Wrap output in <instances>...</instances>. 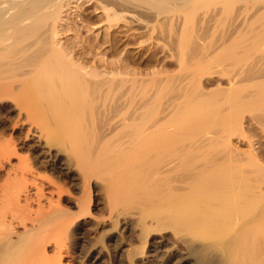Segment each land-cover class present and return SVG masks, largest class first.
I'll return each mask as SVG.
<instances>
[{"label":"bare ground","instance_id":"1","mask_svg":"<svg viewBox=\"0 0 264 264\" xmlns=\"http://www.w3.org/2000/svg\"><path fill=\"white\" fill-rule=\"evenodd\" d=\"M91 1L103 4L109 27L130 15L154 41L94 61L86 54L96 46L60 42L72 0H0V115L18 117L14 137L23 131L24 142L48 149L68 144L65 156L50 153L46 169L77 178V214H88L89 188L100 178L110 211L120 201L139 206L140 239L166 227L180 236L179 264H264V0ZM118 42L107 39L108 49L118 54ZM214 65L218 77L202 80ZM208 124L220 129L195 139ZM113 133L121 146L114 151ZM12 138L0 146V264H61V237L75 214L59 207V184L32 171L38 159L10 163ZM159 235L138 262L154 264L168 244Z\"/></svg>","mask_w":264,"mask_h":264},{"label":"rangeland","instance_id":"2","mask_svg":"<svg viewBox=\"0 0 264 264\" xmlns=\"http://www.w3.org/2000/svg\"><path fill=\"white\" fill-rule=\"evenodd\" d=\"M102 7L103 4H101L99 1H91V0H77V1L72 0V3L70 2L66 4L63 9V11L64 10L65 11L64 13L61 14V20L58 25V32L61 36L60 42L68 46L75 43L79 47H81V44L88 42L89 44L96 46L95 50H93L91 54L88 53L89 48L87 49L86 47L85 53H88V55L86 54V56H88L87 57L88 59L89 58L91 60L95 59L96 61L98 59L99 60L106 59V61H114L120 56L124 55L123 54L124 50L128 49L129 52L136 53L142 50L141 49L142 47L149 45L150 42L154 41L153 39L146 40L148 36V32H147L148 27L145 25V23L142 22L141 20L139 22L135 21V19L134 18L132 19L130 15H126L127 17H125L122 20H119L116 23H112L115 25L109 27V23L102 10ZM202 11L203 10L188 14L187 17L190 18L192 15L194 17H197ZM107 33L109 35H107ZM152 35H155V33ZM106 38L107 39L115 38L119 40L118 54L115 53L116 50H114V48L108 49ZM127 42H128L127 46L124 47V45ZM138 42H143L141 44V48H138V45H140L138 44ZM79 51L82 50L79 49ZM125 52H127V50ZM129 57H131V55ZM140 62L142 63V61ZM141 63H140L141 65L140 67L144 69L143 63L142 64ZM215 66L216 65L212 67L214 68ZM210 67L211 66L205 67L206 71L205 74L202 76L203 77L202 80L205 81L206 78L216 79V77H218V75H215L217 73L218 68L216 67L214 68L216 70L215 72V70L212 69L211 67V69L215 72L214 74L212 73L213 75L212 76L211 75L212 70L210 69ZM175 68L176 67H174V70L176 71L177 68L176 69ZM208 70H211L209 74L206 73L209 72ZM145 71L147 70L144 69V72ZM214 86L215 84L209 85L206 87V90L212 89ZM167 90L169 89L167 88ZM167 90H165L166 93L162 92V95H164L163 93L169 94L170 92L168 91L169 92L168 93ZM214 99L216 100L218 99V97L217 98L215 97ZM17 100L19 99L17 98ZM14 101L18 103V101L16 100ZM14 101L5 100L6 103H9V105L12 102L14 103ZM20 101L21 100H19V102ZM31 115L29 118L34 119L33 118L34 114L32 116ZM13 120H18V117L16 119V115L13 114L5 115L4 117L0 115V122H2V124L4 125L3 129L0 128V138L2 136H3L2 138L5 137L4 139L2 138L0 139V146L3 145V142L1 140H7L9 137L12 136L13 138H15L18 133V130H20L18 129V127L16 130L15 126H14L15 129L13 128L11 130L10 122L12 125ZM27 122L30 123V120H28ZM24 124L25 125L22 126L21 129L25 128L28 125L26 122ZM206 126H208L207 127L208 130L205 129L202 130L203 128L202 129L200 128L201 130L200 129L197 130L198 136H196L197 133L194 134V137L196 136L195 139H197L198 137V139L200 138V140L202 139L205 141L206 137L210 136L211 134L217 132L220 129L219 126H215V125L210 126V124H208ZM180 133H184V132L181 131ZM225 134H227V136L230 135L229 136L230 142L228 143V145H230V147L232 148L236 142L233 134V129L230 128L229 131L225 132ZM46 137L47 138L44 139V142H46L47 141L46 139L48 138L51 141L52 138L50 134L47 133ZM111 137L113 138V139L111 138L112 141L115 138V140H117L118 143V139H116L117 135H115V133H113ZM22 143H26V146H23ZM112 143L114 145L112 146L111 144V147H113L110 148L111 150H113L114 148L117 149V147L121 148V146L117 145V143H114V141ZM178 143L182 144L183 138H181V140L178 141ZM65 144L66 142H63L60 139L57 145L54 144L53 145L54 147L48 149L47 146H43V143L40 144L39 141H37V139L32 137H30L29 140L24 142L23 131H21L19 138H15V142H14L15 152L10 160V163L16 166L20 159L26 158L28 159V162H32L33 159H38L41 162V164H37V166H34L32 168V171H34L35 173L39 174L42 177L52 179L57 184H59V186L62 189V193L60 194V200L58 204L59 207L75 214L76 218L74 216L72 217L73 223L75 222L74 228L69 226L70 228L69 227L67 228L68 231H66L64 237L63 236L61 237L62 238L61 264H91V263L92 264H142L143 262L141 263L137 261L139 260L138 257L140 256V254L143 255L144 253L147 252L146 251L148 248L147 244L151 241L150 239H152L151 235L155 237L157 235L158 237L159 234H160L159 236H163L168 241V244H166V246L164 247L161 246L163 249L160 248L161 249L160 252H157L158 254H156L155 257H153L155 261L154 264H161V262L167 264H179L180 262H182V258L186 257V248L185 245L179 240L180 236L174 234L171 228L166 227L161 232L159 233L157 232L158 234H154V233L147 234L146 236H143L140 239L139 236L140 233L138 232L139 226L136 223L138 213L140 212V209L138 208L139 206H137L134 202L128 201V205H127L126 201L124 202L118 201L119 203L121 202L122 203L121 204L115 203L116 205L114 204L113 210L111 209L110 211L109 208L111 206L107 207L108 204L107 202L105 204V200L107 199V198L105 199V196H107L106 195L107 193L104 191L105 189L103 188L104 186L102 185L103 182L100 180V178L98 179L99 181L96 179L97 182H95V184L89 188L88 214H86L85 216L83 215V212L82 215L81 212L80 215L79 213L77 214L76 210L78 209H76L75 207L78 206H74V205H76V201L82 198L83 195L82 190H80L82 188H79L81 186H79L80 183L77 180V178L74 177L73 180H67L66 178H62L57 174L54 173L52 174V172L48 168L46 169V165H47L46 161L48 160V157L50 156L51 152H59L62 156H65L66 153L64 151L65 150L64 148L68 147V144L66 145ZM232 144L233 146H231ZM218 145L211 146L212 148L208 147L207 149H205V151L212 152L215 149L222 150L224 148L223 145L222 146L221 144L219 146ZM39 165L43 167L41 168V166ZM75 172L77 171H74V173ZM2 180H3V174L0 172V183H2ZM129 203L132 204L129 205ZM147 220L146 222H150L149 218H147ZM51 244L52 243L47 244L46 246V252H48V254L50 253L49 256H52L53 253V246ZM163 251H166V253ZM187 262L188 264H190V259Z\"/></svg>","mask_w":264,"mask_h":264}]
</instances>
